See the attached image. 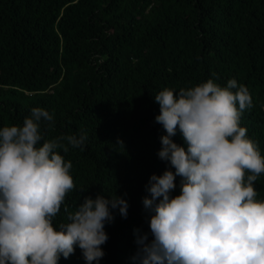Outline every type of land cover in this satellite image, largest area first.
<instances>
[{
    "label": "trees",
    "instance_id": "16d2710c",
    "mask_svg": "<svg viewBox=\"0 0 264 264\" xmlns=\"http://www.w3.org/2000/svg\"><path fill=\"white\" fill-rule=\"evenodd\" d=\"M231 78L251 94L241 126L264 155V0H0V127L47 109L46 139L88 137L83 150H61L76 185L69 211L98 194L129 202L127 218L117 211L105 225L100 264H133V230L149 231L145 185L169 166L157 155L166 133L154 95ZM255 187L264 198V175ZM59 264L86 262L76 248Z\"/></svg>",
    "mask_w": 264,
    "mask_h": 264
},
{
    "label": "clouds",
    "instance_id": "9594fccd",
    "mask_svg": "<svg viewBox=\"0 0 264 264\" xmlns=\"http://www.w3.org/2000/svg\"><path fill=\"white\" fill-rule=\"evenodd\" d=\"M154 100L166 133L157 155L169 166L145 185L149 231L133 230V264H264V198L255 187L264 155L241 126L253 107L248 88L235 78L225 86L208 79L178 92L165 87ZM54 122L34 107L23 124L0 127V264H59L76 248L86 264H100L105 225L117 211L129 214L128 200L116 193L85 196L69 211L66 197L76 185L61 150H83L88 137L46 139L42 125ZM178 133L182 144L173 139ZM178 176L180 194L173 195ZM62 206L66 221L57 224Z\"/></svg>",
    "mask_w": 264,
    "mask_h": 264
}]
</instances>
